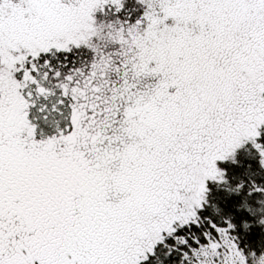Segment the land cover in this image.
<instances>
[{
  "label": "snow or ice",
  "instance_id": "6c2138e0",
  "mask_svg": "<svg viewBox=\"0 0 264 264\" xmlns=\"http://www.w3.org/2000/svg\"><path fill=\"white\" fill-rule=\"evenodd\" d=\"M0 264H264V0H0Z\"/></svg>",
  "mask_w": 264,
  "mask_h": 264
}]
</instances>
